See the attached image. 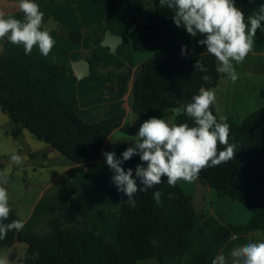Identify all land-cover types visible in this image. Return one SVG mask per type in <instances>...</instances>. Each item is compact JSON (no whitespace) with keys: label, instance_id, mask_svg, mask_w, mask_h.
I'll use <instances>...</instances> for the list:
<instances>
[{"label":"trees","instance_id":"16d2710c","mask_svg":"<svg viewBox=\"0 0 264 264\" xmlns=\"http://www.w3.org/2000/svg\"><path fill=\"white\" fill-rule=\"evenodd\" d=\"M93 1L109 8L126 3V0ZM34 2L38 4V0ZM149 2L153 8L152 23L140 27V41L150 50L162 51L164 57L141 63L137 71L132 109L143 120L152 116L166 118L175 109L191 102L201 87L207 84L216 87L221 79V73L216 71V59L197 44L202 37H190L185 29L178 28L172 19L173 10L161 7L159 0ZM247 5L248 0H240L239 7L246 17ZM42 13L45 19L50 18L47 13ZM60 28L57 34L68 42L80 44L85 38L93 40L92 27L86 32L64 26ZM257 37L264 41L262 29L257 30ZM183 45L188 46L189 53L184 56L181 55ZM91 55L97 65L102 64L100 55ZM198 58L208 69L207 73L193 68ZM68 68L67 63L46 61L33 52L26 55L22 47L13 46L7 40L0 54V111L12 120L13 128L8 134L13 138H21L23 131L28 130L73 164L90 165L102 160L104 144L114 131L122 127L125 114L107 119L97 115L95 123L83 120L79 115L83 98L66 100L59 81L60 74ZM108 74L116 92L124 93L130 80L126 66L116 64ZM204 75L210 77L209 82L202 79ZM261 98L260 108L243 123L226 120L230 125L229 143L236 145L235 158L202 170L196 179L214 189L221 198L242 204L250 211L251 220L239 225L200 227L199 232L210 234L213 240L196 256L193 264H208L214 248L224 238L242 233L264 236V88ZM211 110L219 120L215 104ZM175 123L191 126L193 121L179 113ZM125 129L127 134H134L130 127ZM5 168L6 163L0 161V171ZM111 176L112 172L100 178L107 189L117 190ZM156 191L162 194L159 204L153 199ZM102 193L97 188L78 189L74 193L77 200L73 211L66 210L60 200L45 196L40 202L44 216L38 218V222L46 230L9 231L6 238L0 239V255L16 244H25L23 264H139L148 260L169 264V258L183 260L193 249L192 232L197 212L179 182L170 187L164 178L147 193L138 192L134 197L137 201L134 208L126 203L127 197L122 194L117 222L120 249L101 233V225L92 216L93 207L89 200ZM11 209L5 223L21 220L17 210L13 206Z\"/></svg>","mask_w":264,"mask_h":264},{"label":"crops","instance_id":"0c3cea01","mask_svg":"<svg viewBox=\"0 0 264 264\" xmlns=\"http://www.w3.org/2000/svg\"><path fill=\"white\" fill-rule=\"evenodd\" d=\"M52 1H58V3ZM235 2L237 6L240 5V0H235ZM72 3L75 4L76 12ZM260 3H264V0H255V3L252 4L248 2V15L252 14ZM18 4L19 0H0V11L4 12L6 16L22 18L23 14L19 11ZM38 6L40 10L54 18L59 26L82 32H86L91 27L94 29L93 40L85 38L80 44L68 42L57 33L49 31L55 41L51 52L44 56L37 48H34L33 53L46 61L69 64L68 70L60 74L59 81L66 100L83 98L79 115L86 122H97V115L107 119L125 114L124 124L111 134L103 148L104 152L114 151L119 157L130 144L135 142L134 135L137 133L139 125L144 121L132 109V92L137 71L141 63L164 57L162 51L150 50L140 41V27L152 23L153 8L149 0H126L124 6L115 8L97 4L93 0H38ZM44 29L43 24L41 30ZM262 30L264 31V29ZM108 31L123 39L122 44L114 53L110 48L102 46ZM253 39V49L244 62L241 64L234 62L238 79L232 82L227 74L221 73L218 85L211 87L216 93L215 105L218 115L226 120H233L237 124L243 123L263 103L261 91L264 88V41L257 36ZM7 40V38L0 39V54ZM92 53L102 57L101 65L96 64V59L91 57ZM85 59L90 61L91 71L84 79H78L73 65ZM116 64H124L130 77L128 88L122 94L116 92L108 74L110 68ZM178 115L174 110L163 119L175 123ZM126 127H130L134 134H127ZM12 128L11 118L0 111V161L6 163L7 180L9 177H12V181L23 178L25 184L20 186L21 198L26 195L28 189L36 188L38 190L33 207L27 215L22 214L21 211L23 210L22 206L25 205L23 200H20L19 204H15V209L24 225L20 231L29 232L42 227L38 218L44 216L42 209L39 211V208L40 202L45 196H52L60 200L66 210L73 211L77 200L74 193L78 189L97 188L102 190L103 197L113 194L117 197L119 205L121 204L123 196L120 198L119 195H115L116 193H111L113 190L107 189L104 181L100 179L101 176L112 172L106 165L104 156L101 161L90 164V169L95 170L80 172L78 171L79 165L66 160L64 156L53 151L48 144L38 140L28 130L23 131L21 138H13L8 134ZM14 152L24 157L22 165L17 166L11 161V155ZM139 162V157L136 156L125 162L123 167L125 169L135 168ZM77 172L80 173L77 174ZM179 183L186 194L191 197L197 212L195 229L192 232L194 247L184 256L185 264H193L196 256L206 249L213 240L210 234L200 233V227L246 224L251 220L252 215L239 202L230 198H221L214 189L200 184L197 180L193 182L179 181ZM72 184L74 185L71 188ZM98 196L90 198L89 203L93 207V218L103 225V218L95 215V210L98 207L92 203L94 198H102ZM9 203L13 204L11 200ZM103 210L104 212L100 215L105 217L107 212L105 208ZM37 213L39 214L37 215ZM262 240H264V236L258 233H242L224 238L214 248L208 264H212L213 259L221 252L231 264L233 259L231 252L235 248L250 241L259 242ZM17 246L18 244L4 251L0 255V259L3 258L7 262L13 261L16 258Z\"/></svg>","mask_w":264,"mask_h":264},{"label":"clouds","instance_id":"9594fccd","mask_svg":"<svg viewBox=\"0 0 264 264\" xmlns=\"http://www.w3.org/2000/svg\"><path fill=\"white\" fill-rule=\"evenodd\" d=\"M250 4L255 0H248ZM161 7L173 10L172 17L178 28L186 30L190 37H202L197 44L206 48L207 53L218 62L216 71L227 74L235 82L238 74L235 64H241L254 46V37L258 29H264V3H260L252 14L246 17L235 0H159ZM22 18L6 16L0 11V39L7 38L13 46H22L26 55L34 48L47 56L55 41L49 30L42 29L44 14L34 0H19ZM188 46L181 47V55H187ZM195 71L207 73L208 69L198 58L193 64ZM202 79L210 81L208 75ZM215 91L201 87L191 102L175 109L193 121L173 123L161 117L152 116L144 120L134 135L135 142L130 144L118 157L114 151L103 152L105 163L112 171L111 182L117 192L127 197L126 203L136 207L134 198L138 192L147 193L166 178L170 187L179 181L193 182L202 170L219 166L235 158L236 145L229 143L230 125L226 118L219 120L213 114L216 103ZM223 145V149L220 146ZM139 157L135 168L125 169V162ZM11 161L19 166L24 157L18 153L11 155ZM8 171H0V239L9 231H19L23 221L8 220L12 211L9 192L3 185L8 183ZM161 192L153 193V199L159 204ZM171 195V194H169ZM231 264H264V240L250 241L231 252ZM0 264L7 261L0 259ZM212 264H229L224 253L218 254Z\"/></svg>","mask_w":264,"mask_h":264},{"label":"rangeland","instance_id":"374dc122","mask_svg":"<svg viewBox=\"0 0 264 264\" xmlns=\"http://www.w3.org/2000/svg\"><path fill=\"white\" fill-rule=\"evenodd\" d=\"M57 3H58V1H57ZM75 12H76V10H75ZM93 170H95V169H90V165H79L78 166V171H80V172L81 171H93ZM80 172H77V174ZM81 182L83 183L84 181L82 180ZM24 184L25 183H24L23 178L22 179L17 178L14 181H12V180L8 181V183L3 185V186L6 187L8 192H9V200H11L13 202V204L11 206H13L15 208V206L17 204H19L20 200H23L25 205L22 206L23 210H21V211H22V214L27 215L33 207V204L35 202V198L37 197V194H38V190L36 188L28 189L29 191L27 190L28 192L26 193V195H24L23 198H21L22 196H20V192H21L20 186L24 185ZM73 185L74 184L70 185V187L72 188ZM111 193H116L115 195H119L120 198L122 197V193H118L117 190H113V191H111ZM94 196H96V195L91 196V198ZM103 196L104 195L98 196V197H102L100 199L94 198L95 200L94 199L92 200V203L98 207V209L95 210V213H96L95 215L96 216L99 215L103 218L102 219L103 225L101 223V225H102L101 226V233L116 248L120 249V245H119L118 238H117V222L119 219V207H120V205L117 201V197L113 196V194H111L108 197H103ZM116 206H117V209H116ZM103 208H105V210L107 212V214H105V217L100 215L102 212H104ZM39 209H40L39 211H41V207ZM38 214L39 213H37V215ZM41 230L42 231L46 230V227L42 226ZM25 251H26V245L25 244H18L17 249H16V258L13 261H8L7 264H23L22 260L25 256ZM168 263L169 264H185L186 262L184 259L183 260H174V259L169 258ZM139 264H158V262H157V260H148V261H142Z\"/></svg>","mask_w":264,"mask_h":264},{"label":"water","instance_id":"95a60500","mask_svg":"<svg viewBox=\"0 0 264 264\" xmlns=\"http://www.w3.org/2000/svg\"><path fill=\"white\" fill-rule=\"evenodd\" d=\"M44 26L46 29H48L49 31H52V32L57 33V32L61 31V28H60L58 22L52 17L45 19V16H44ZM122 42H123V39L121 37H119L115 34H112L108 31L106 33L105 39L102 43V46H104L106 48H110L111 52L114 53L117 51L118 47L122 44ZM73 69H74L78 79H84L85 77H87L89 75V73L91 71V63L87 59L81 60V61L74 63ZM255 69H258V68L255 67ZM209 87H212V85L207 84L206 88H209ZM109 90H111V88H109ZM51 149L53 151H55V148L51 147Z\"/></svg>","mask_w":264,"mask_h":264}]
</instances>
